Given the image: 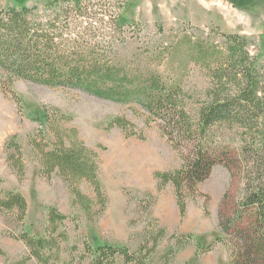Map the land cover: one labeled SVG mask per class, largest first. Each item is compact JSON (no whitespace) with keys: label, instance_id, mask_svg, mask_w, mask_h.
<instances>
[{"label":"trees","instance_id":"obj_1","mask_svg":"<svg viewBox=\"0 0 264 264\" xmlns=\"http://www.w3.org/2000/svg\"><path fill=\"white\" fill-rule=\"evenodd\" d=\"M237 7L240 3L230 0ZM126 4L115 0H53L43 8L0 6V93L11 97L21 112L13 86L31 82L51 89H74L100 100L135 105L146 111L148 124L157 123L161 133L180 154L182 165L173 172H158V189L174 187L180 216L185 217L188 199L203 194L199 186L213 170L223 165L239 179V201L226 193L219 213L223 234L208 245L197 244L195 258L223 245L229 252L227 264H264V65L250 51L251 42L240 34H223L222 44L213 38L193 42L185 39V61L161 73L152 64L171 65L178 60L183 44L156 43L146 51L122 55L129 44V30L137 24H122ZM158 33L164 28L158 24ZM194 63L211 79V86L198 100L180 83V73ZM167 64V63H166ZM44 109L34 121L40 126L29 146L40 166V176L51 181L60 177L72 193V207L91 223L105 212L108 198L99 180V153L88 147L76 129L62 123L71 117ZM236 130L239 149L231 151L215 139L219 128ZM121 129L128 138H144L126 117H116L107 129ZM52 141H47V134ZM46 134V135H45ZM6 161L20 181L26 177L24 150L17 135L5 143ZM87 183L95 199L85 194ZM29 204L16 190L0 191V216H11L21 227L16 239L29 255L13 264L61 263L62 244L69 242L66 223L70 219L57 208L48 214L45 234L27 232ZM80 219L75 217L74 220ZM167 231L149 226L135 252L122 245L83 243L79 264H149L158 253ZM192 234L169 237V247L157 264H173L192 242ZM0 255L5 253L0 250ZM53 262V263H52Z\"/></svg>","mask_w":264,"mask_h":264},{"label":"rangeland","instance_id":"obj_2","mask_svg":"<svg viewBox=\"0 0 264 264\" xmlns=\"http://www.w3.org/2000/svg\"><path fill=\"white\" fill-rule=\"evenodd\" d=\"M53 0H0V6L43 8ZM126 7L122 11V24H137L129 30V44L121 49L122 55H130L156 43L165 45L193 42L213 38L222 44L223 34H240L251 42L250 51L264 65V0H242V8L230 0H115ZM240 3L241 0H232ZM222 3L230 12L216 7ZM158 24L164 28V35L158 32ZM187 46L183 44L178 60L168 65L152 64L161 73L166 69L179 70L185 61ZM148 51V50H147ZM167 63V64H166ZM183 88L200 98L211 86L207 73L194 63H188L180 73ZM13 89L21 102V112L15 101L0 93V191L16 190L28 201L29 211L26 229L39 237L45 234L49 211L57 208L70 219L65 230L69 242L62 244V262L56 264H79L84 254L83 243L92 246L110 243L122 245L135 252L142 244L146 228L160 227L168 235L158 253L149 264H157L159 256L169 247V237L192 234V242L173 261V264H227L229 252L219 245L213 252L199 259L195 258L197 244L208 245L223 234L219 226V213L223 198L230 192L236 201L241 197L242 185L223 165L217 166L211 177L199 186L203 196L189 198L185 217L180 216L174 187L169 184L158 189L155 174L173 172L182 165L180 154L175 151L161 133L157 123L148 124L146 111L135 105H122L100 100L85 92L74 89H51L31 82L16 81ZM71 117L72 121L62 127L76 129L79 138L99 153V180L108 203L105 212L96 222H89L84 215L72 207V193L58 176L51 181L40 176V166L29 146L30 137L37 134L40 126L34 121L40 118L44 109ZM53 111V112H52ZM126 117L144 138H128L121 129L108 130V124L116 117ZM47 131V130H46ZM47 134V141H52ZM45 134V135H46ZM17 135L27 165L26 177L20 181L10 169L5 154V143ZM231 151H238L239 134L236 130L219 128L215 130ZM82 191L95 199L92 188L81 184ZM80 217V219H75ZM21 227L11 216H0V264H13L29 255L26 245L16 239ZM53 263V262H52ZM28 264H37L35 260Z\"/></svg>","mask_w":264,"mask_h":264},{"label":"bare ground","instance_id":"obj_3","mask_svg":"<svg viewBox=\"0 0 264 264\" xmlns=\"http://www.w3.org/2000/svg\"><path fill=\"white\" fill-rule=\"evenodd\" d=\"M216 7H218L219 9H221V10H224V11H226V12H230V8H228L226 5H224V4H222V3H218V4H216Z\"/></svg>","mask_w":264,"mask_h":264}]
</instances>
